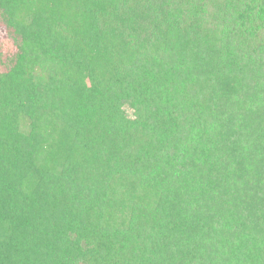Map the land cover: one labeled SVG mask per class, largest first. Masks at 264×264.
Listing matches in <instances>:
<instances>
[{
  "label": "trees",
  "instance_id": "trees-1",
  "mask_svg": "<svg viewBox=\"0 0 264 264\" xmlns=\"http://www.w3.org/2000/svg\"><path fill=\"white\" fill-rule=\"evenodd\" d=\"M0 264H264V0H0Z\"/></svg>",
  "mask_w": 264,
  "mask_h": 264
},
{
  "label": "rangeland",
  "instance_id": "rangeland-1",
  "mask_svg": "<svg viewBox=\"0 0 264 264\" xmlns=\"http://www.w3.org/2000/svg\"><path fill=\"white\" fill-rule=\"evenodd\" d=\"M2 40H6V33H5V30L4 28H0V41Z\"/></svg>",
  "mask_w": 264,
  "mask_h": 264
}]
</instances>
